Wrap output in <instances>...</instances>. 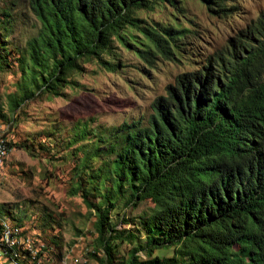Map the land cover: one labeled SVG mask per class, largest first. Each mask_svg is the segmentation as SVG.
<instances>
[{
	"label": "trees",
	"instance_id": "obj_1",
	"mask_svg": "<svg viewBox=\"0 0 264 264\" xmlns=\"http://www.w3.org/2000/svg\"><path fill=\"white\" fill-rule=\"evenodd\" d=\"M198 1L217 17L235 12L227 0ZM165 2L172 0H0V67L21 4L35 24L24 48L13 47L20 79L8 108L64 96L91 60L117 72L120 47L147 65L157 56L183 59L190 30L137 16ZM151 107L147 120L125 121L108 134L85 123L76 128L85 143L73 149L70 194L94 217L89 255L100 264H264V11L225 49L178 75ZM147 201V212L127 220L133 230L116 229L111 214L120 204ZM3 214L0 205V253L31 256L18 251L10 231L5 240ZM122 244L128 249L120 257Z\"/></svg>",
	"mask_w": 264,
	"mask_h": 264
},
{
	"label": "rangeland",
	"instance_id": "obj_2",
	"mask_svg": "<svg viewBox=\"0 0 264 264\" xmlns=\"http://www.w3.org/2000/svg\"><path fill=\"white\" fill-rule=\"evenodd\" d=\"M227 2L235 6V12L225 18L212 15L198 0H172L152 12L138 11L137 16L147 24L191 31L183 59L157 56L147 65L132 50L120 47L124 67L117 72L106 71L91 60L74 75L79 86L65 89L64 96L32 99L11 111L7 95L17 91L20 79L13 47L24 48L35 25L24 4L17 8L16 28L7 41L10 52L0 67V113L4 115L0 116V136L11 144L0 177V205L5 209L6 229L14 235L12 243L18 251L29 249L31 256L14 260L0 253V264H100L89 255L95 238L94 217L80 197L70 194L77 163L73 149L85 143L78 141L76 128L85 123L90 132L108 134L125 121L147 120L152 103L165 95L168 85H175L178 75L225 49L229 39L264 11V0ZM128 32L144 40L137 31ZM71 138L77 143L68 146ZM151 207L149 201L136 208L120 204L111 214L112 222L119 231L133 230L127 220ZM127 249L122 244L118 256H125Z\"/></svg>",
	"mask_w": 264,
	"mask_h": 264
},
{
	"label": "bare ground",
	"instance_id": "obj_3",
	"mask_svg": "<svg viewBox=\"0 0 264 264\" xmlns=\"http://www.w3.org/2000/svg\"><path fill=\"white\" fill-rule=\"evenodd\" d=\"M8 140L5 139L4 137H1L0 136V144H7ZM9 151H10V148L9 146H5L4 148H2L1 152H0V177L2 175V172H3V169H4V165H5V161L9 155ZM11 232V231H10ZM5 240L8 241V237H9V231L5 232ZM4 242V241H3Z\"/></svg>",
	"mask_w": 264,
	"mask_h": 264
},
{
	"label": "built area",
	"instance_id": "obj_4",
	"mask_svg": "<svg viewBox=\"0 0 264 264\" xmlns=\"http://www.w3.org/2000/svg\"><path fill=\"white\" fill-rule=\"evenodd\" d=\"M5 146H9V141L7 142V144H0V152H1L2 148H4Z\"/></svg>",
	"mask_w": 264,
	"mask_h": 264
}]
</instances>
